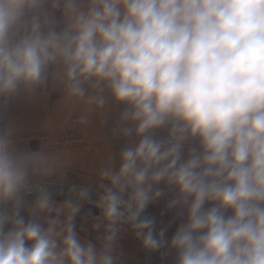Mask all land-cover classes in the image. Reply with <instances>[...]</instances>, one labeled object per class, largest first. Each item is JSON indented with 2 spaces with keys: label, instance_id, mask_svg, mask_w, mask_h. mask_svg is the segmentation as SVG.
<instances>
[{
  "label": "clouds",
  "instance_id": "clouds-1",
  "mask_svg": "<svg viewBox=\"0 0 264 264\" xmlns=\"http://www.w3.org/2000/svg\"><path fill=\"white\" fill-rule=\"evenodd\" d=\"M53 80L117 113L95 201L55 199L58 155L8 118ZM169 193L170 239L143 215ZM126 225L175 264H264V0H0V264H123Z\"/></svg>",
  "mask_w": 264,
  "mask_h": 264
},
{
  "label": "crops",
  "instance_id": "crops-1",
  "mask_svg": "<svg viewBox=\"0 0 264 264\" xmlns=\"http://www.w3.org/2000/svg\"><path fill=\"white\" fill-rule=\"evenodd\" d=\"M82 115L87 116L88 124L72 121L73 117L79 119ZM116 117L117 113L108 108L89 111L86 103L69 96L65 90L58 87L54 80L35 101L26 103L23 100H17L10 105L8 111V118L17 127V136L28 137L41 134L48 135L53 139L59 138L67 132H74L87 137L91 142L90 146L80 149H52V151L53 154L58 155L63 165V171L67 175L77 171L89 172L95 177L97 184H100V170L118 164V154L126 144L114 135ZM23 142H28L29 147L33 150H38L40 144L46 143L40 139L25 140L21 143ZM113 153L116 154V160L111 159ZM54 182L70 183H63L59 180ZM171 195L169 193L152 203L153 206L166 208L161 211L162 216L170 215L166 203Z\"/></svg>",
  "mask_w": 264,
  "mask_h": 264
},
{
  "label": "rangeland",
  "instance_id": "rangeland-1",
  "mask_svg": "<svg viewBox=\"0 0 264 264\" xmlns=\"http://www.w3.org/2000/svg\"><path fill=\"white\" fill-rule=\"evenodd\" d=\"M78 120H79L78 118L75 117L72 118L73 122H77ZM32 136H28V137L17 136V137L22 138L23 140H20V142H22L25 140L36 139V138H32ZM41 136L48 137V135H41ZM66 136H69L70 141L69 143L65 144L63 143V141ZM48 138L51 139V141H55L54 145L50 144L53 150L80 149V148H84L85 146L86 147L90 146L91 144L90 140L87 137L75 134L74 132H67L66 134L62 135L59 138H53V139L51 137ZM37 139L43 140L46 143H48L47 140L44 138H37ZM119 140L121 142L126 143V141H124L122 137H119ZM55 180H59L63 183L70 182L69 184L71 185L86 186L99 190L98 189L99 184L96 183L95 177L90 175L89 172L86 173V172L77 171V172L68 173L67 175V173L62 170V173ZM163 209L166 208H164V206L163 207L153 206V204L151 203L143 214L145 216L155 218L158 230L161 227H167V236L170 239L171 236L174 234L176 228L179 226V224L183 222L184 217L178 213V210H171V211L169 210L170 215L162 216L161 211ZM89 214L98 215L99 209L93 206L83 205L82 212L77 219V231L80 232L82 238L87 237L88 239L93 240V242H97L95 241V233H92L90 231V225L92 221H91V216ZM128 227L129 226L126 225L124 228H122L121 238L120 241H118L123 251V255H122L123 264H153L149 251L143 249L140 239L137 238L134 232ZM167 252H168L170 264H175V255H176L175 251L167 248Z\"/></svg>",
  "mask_w": 264,
  "mask_h": 264
},
{
  "label": "water",
  "instance_id": "water-1",
  "mask_svg": "<svg viewBox=\"0 0 264 264\" xmlns=\"http://www.w3.org/2000/svg\"><path fill=\"white\" fill-rule=\"evenodd\" d=\"M71 188H86V186H77V185H71V184H62V183H56L54 182V185L52 186L54 198L63 201L69 198L75 199L76 193L70 192L69 189ZM92 190V196L91 200L95 201L97 198V192L98 190L91 188ZM84 205L94 206V203L92 202H85ZM144 215V214H143ZM158 231V229H157ZM151 255V259L153 264H170L169 256L167 252V248H161L156 251L149 252Z\"/></svg>",
  "mask_w": 264,
  "mask_h": 264
},
{
  "label": "built area",
  "instance_id": "built-area-1",
  "mask_svg": "<svg viewBox=\"0 0 264 264\" xmlns=\"http://www.w3.org/2000/svg\"><path fill=\"white\" fill-rule=\"evenodd\" d=\"M18 138V137H17ZM32 138H44V139H46L47 140V142L49 143V144H51V145H54L55 144V141H51V139H49L47 136H41V135H34V136H32ZM18 140L20 141V140H23L22 138H18ZM123 140L124 141H126L124 138H123ZM69 141H70V139H69V136H66L65 137V139H64V141H63V143H69Z\"/></svg>",
  "mask_w": 264,
  "mask_h": 264
}]
</instances>
